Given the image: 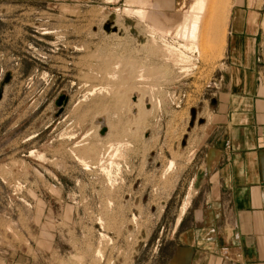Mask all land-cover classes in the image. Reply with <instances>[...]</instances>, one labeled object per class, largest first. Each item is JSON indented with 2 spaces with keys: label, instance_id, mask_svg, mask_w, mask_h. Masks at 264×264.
Segmentation results:
<instances>
[{
  "label": "rangeland",
  "instance_id": "obj_1",
  "mask_svg": "<svg viewBox=\"0 0 264 264\" xmlns=\"http://www.w3.org/2000/svg\"><path fill=\"white\" fill-rule=\"evenodd\" d=\"M128 1L0 0V264L171 255L227 90L234 14H264V0H216L200 55L177 35L188 0L155 22Z\"/></svg>",
  "mask_w": 264,
  "mask_h": 264
},
{
  "label": "crops",
  "instance_id": "obj_2",
  "mask_svg": "<svg viewBox=\"0 0 264 264\" xmlns=\"http://www.w3.org/2000/svg\"><path fill=\"white\" fill-rule=\"evenodd\" d=\"M160 1L171 15V3L186 0ZM237 10L227 44V90L193 179L195 197L165 264H264V14Z\"/></svg>",
  "mask_w": 264,
  "mask_h": 264
},
{
  "label": "bare ground",
  "instance_id": "obj_3",
  "mask_svg": "<svg viewBox=\"0 0 264 264\" xmlns=\"http://www.w3.org/2000/svg\"><path fill=\"white\" fill-rule=\"evenodd\" d=\"M189 4L188 6L185 8V11L181 14L182 16L180 17L186 20V24L185 27L183 29H181V34L178 32L177 35L181 36L190 46V50H192L195 53L199 54V48L200 45L202 44V46H206V42L209 41L211 43V39L213 38L211 32L214 31L218 26V14L220 12V10L217 9V2L216 0H188ZM224 1V0H223ZM230 1V0H229ZM258 0H251L252 6L254 7V4L257 2ZM147 2V1H146ZM145 0H129L128 1V8H133L135 5H140L142 10L141 11V15L143 16H147L149 13H151L153 15L154 18V22L157 20V18L160 17H164L163 19H166L165 21L171 19L169 16H167V10L166 8H164L162 1L160 0H156L155 4L153 5L154 8L153 10H151V12H148L150 9H147V4H146ZM223 3V2H222ZM223 5V4H222ZM230 5V3H229ZM221 6V5H220ZM231 6V5H230ZM224 7V6H223ZM130 11V10H128ZM134 11V10H133ZM132 11V12H133ZM138 11V10H135ZM166 11V13H165ZM139 12V11H138ZM228 12V11H227ZM127 13V12H126ZM131 14V13H130ZM138 14V13H137ZM151 16V15H150ZM144 17V18H145ZM148 18V17H147ZM143 19V18H142ZM152 19V17H151ZM150 19V20H151ZM220 19V18H219ZM144 20V19H143ZM146 20V19H145ZM152 21V20H151ZM171 21V20H170ZM179 21V20H178ZM182 21V20H181ZM180 21V22H181ZM222 22V21H221ZM184 25V24H183ZM154 26V25H153ZM179 27V26H178ZM202 27L206 28L207 30H210V33H204L202 31V35H201V30ZM220 28V27H219ZM158 29V28H156ZM155 29V30H156ZM221 29V28H220ZM173 30V29H171ZM178 30V29H177ZM222 31V30H221ZM177 32V31H176ZM175 32V35H176ZM166 34V33H165ZM174 34V32H173ZM217 34V33H216ZM225 35V34H224ZM174 36V35H172ZM216 36V35H215ZM220 37V36H217ZM216 37V38H217ZM178 38V37H177ZM215 40V39H214ZM184 41V42H185ZM213 41V40H212ZM219 41V40H218ZM215 42V41H214ZM185 43V44H187ZM214 45V44H212ZM184 46V45H182ZM186 46V45H185ZM211 46V44H210ZM172 47V46H171ZM179 47V46H178ZM181 47V46H180ZM182 48V47H181ZM184 48V47H183ZM189 49V47H187ZM205 49V48H204ZM208 49V47H207ZM173 50V49H172ZM186 51V48L184 49ZM206 50V49H205ZM212 50V49H211ZM179 51V50H178ZM177 51V52H178ZM202 51V49H201ZM200 51V53H201ZM208 51V50H207ZM210 51V50H209ZM171 52V50H170ZM181 53V51H180ZM183 53V52H182ZM174 54V53H173ZM193 54V53H192ZM204 54V53H203ZM177 55V53H176ZM182 54H180L181 56ZM200 55V54H199ZM183 55L181 56V59ZM187 59V58H186ZM174 60V59H173ZM191 60V59H190ZM180 63V62H179ZM87 155V154H86ZM107 155V154H106ZM112 160V159H111ZM186 208V207H185Z\"/></svg>",
  "mask_w": 264,
  "mask_h": 264
},
{
  "label": "water",
  "instance_id": "obj_4",
  "mask_svg": "<svg viewBox=\"0 0 264 264\" xmlns=\"http://www.w3.org/2000/svg\"><path fill=\"white\" fill-rule=\"evenodd\" d=\"M69 99L65 96L61 97L58 101V107L61 109V112H63L64 108L68 105ZM108 133V128L104 127L101 131V135L104 136Z\"/></svg>",
  "mask_w": 264,
  "mask_h": 264
}]
</instances>
